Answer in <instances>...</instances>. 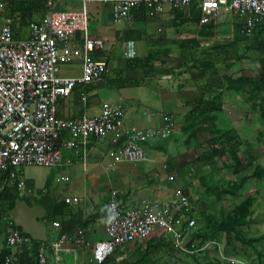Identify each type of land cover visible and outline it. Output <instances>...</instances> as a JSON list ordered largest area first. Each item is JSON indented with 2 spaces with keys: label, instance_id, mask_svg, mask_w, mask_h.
Segmentation results:
<instances>
[{
  "label": "crops",
  "instance_id": "obj_1",
  "mask_svg": "<svg viewBox=\"0 0 264 264\" xmlns=\"http://www.w3.org/2000/svg\"><path fill=\"white\" fill-rule=\"evenodd\" d=\"M9 2L5 0L3 6V14L7 17ZM54 2L58 10L82 9L77 0ZM85 8L89 15L90 35L104 43L103 48L92 51L90 56L93 60H104L107 70L93 83H77L67 97H60L55 107L57 118L95 117L103 103H120L126 111L125 129H159L169 117L172 131L166 138H152L144 143L147 155L144 161L111 162L106 153L118 149L124 140L123 133H111L103 139L90 138L78 151H64L62 164L48 169L50 172L44 179L35 181L33 177H24L21 169L28 187L40 193L38 197L26 198L34 203L46 197V206L51 213L48 220L45 219V209L41 207L44 209L42 221L47 233L55 235L64 226L70 232L62 235L72 238L80 228L89 244L106 238L103 221L112 191L127 207L158 201L172 203L182 196L188 201L183 211L196 220L195 228L203 226L204 229L205 223L218 220L211 217L210 202H216L219 208L229 206V201L223 200L225 189L222 191L229 170L220 171L216 167L220 162L218 159L227 160L233 175V161L228 154L221 158L213 157L208 162L202 159L211 152L214 129L234 131L239 138L252 134L253 124L261 126L264 122L252 117V101L247 94L250 89L245 85L244 91L237 92L227 82L260 75L255 52L245 51L240 58L235 52L240 44L235 37L244 19L232 12L221 11L211 26H202L199 17L192 15L191 7L184 12L167 5L153 17L144 13L142 18L136 16L129 21L116 20L111 3L90 2ZM46 11L42 6L32 15L30 22L39 23ZM12 30L16 38L29 37L28 25L14 23ZM128 41L133 42L132 58L125 54ZM58 50L68 51V58L59 64V75L80 78L81 34L76 33L60 42ZM200 101L201 106L197 105ZM197 107L213 111L209 112L207 119L194 114ZM62 136L68 137L66 133ZM53 170H56L55 182L60 183L56 188L49 178ZM61 177L67 180H61ZM212 182L215 185L213 190L210 189ZM242 186L236 192L239 202L233 201L232 207L243 200L242 191L247 186ZM216 188L218 193L222 191L220 198L215 194ZM54 222L58 223L57 228L53 227ZM246 230L250 232L247 237L243 235L244 238L258 235L253 231L254 227ZM192 232L184 241L191 239ZM72 241L70 239L62 246L59 263L53 261L49 251L47 264H86L90 248ZM174 247L169 237L156 230L146 241H135L115 250L116 253L112 254L114 261L109 262L108 259L107 264H138L144 254L148 255L149 264H158L155 259L160 255L172 257L176 254ZM207 248L201 247V250L214 249L212 246ZM5 250L8 248L0 220V253ZM218 251L224 256L221 249Z\"/></svg>",
  "mask_w": 264,
  "mask_h": 264
},
{
  "label": "built area",
  "instance_id": "obj_2",
  "mask_svg": "<svg viewBox=\"0 0 264 264\" xmlns=\"http://www.w3.org/2000/svg\"><path fill=\"white\" fill-rule=\"evenodd\" d=\"M80 10H58L54 0H47V11L42 20L30 22L29 37L13 35L12 19L4 16L5 0H0V172H8L6 181L15 183L20 196H40L28 187L20 170L23 167L53 169L62 164L63 152L78 151L90 138L103 139L108 134L123 133L124 140L116 150L106 153L113 163L138 162L147 159L144 143L152 138H166L172 131L169 117L159 129H125V107L120 103H103L95 117L83 115L76 119H60L55 107L60 97H67L77 83L90 84L101 78L106 70L104 60H93L90 53L101 49L104 43L89 32V15L85 5L90 2L111 3L116 20L132 21L144 8L153 17L165 6L179 11H189L196 1L200 8L199 24L213 23L221 11L232 12L244 19L245 35L250 36L255 23L264 17V0H77ZM80 33L82 36V74L80 78L59 75V64L68 58V51L58 50V44ZM126 56H134L133 42H127ZM67 134L65 138L62 135ZM66 181V177H61ZM76 201V198H72ZM70 202V199H66ZM114 206L118 215L109 219V207ZM188 201L179 196L172 203L152 202L143 206L127 207L112 191L104 217L105 239L89 244L83 229L75 236L60 235L50 243L52 259L61 260L62 246L72 242L90 248L86 264H103L118 248L138 240L147 239L156 230L169 237L182 249V243L195 228L196 221L183 211ZM177 213V214H176ZM5 244L10 249L4 264H12L16 254L39 244L38 264H47L48 256L40 240L23 234L14 225L9 213L1 216ZM57 228L58 223L54 222ZM234 264L235 261H230Z\"/></svg>",
  "mask_w": 264,
  "mask_h": 264
},
{
  "label": "rangeland",
  "instance_id": "obj_3",
  "mask_svg": "<svg viewBox=\"0 0 264 264\" xmlns=\"http://www.w3.org/2000/svg\"><path fill=\"white\" fill-rule=\"evenodd\" d=\"M235 38L238 43L240 42L239 47L236 49L235 52H237V55H242L245 51H247L246 47L247 44L251 43V39L240 37ZM246 87L252 89L251 85L247 84ZM254 95L264 99V88H261V91L256 90ZM252 117L254 120H262L255 110L252 111ZM253 126L255 127L251 128L252 134H247L245 135L246 137L244 135H241V137H239L241 144V152L245 151L246 144H248L250 145V149L253 154L252 158H249V155H247L246 153L241 157L240 162L242 166L238 168V173H240L232 175L231 168H228L227 160L224 161L223 158L218 159L220 160V162H217L216 164V167L220 171L229 170V175H227L228 177L225 178V183L223 187V189L226 190V194L224 193L225 199L223 200H228L229 206H227L226 209L224 207L219 208L220 205H215L216 202H210L209 205L210 211H212L211 213L213 214V216H211L213 217L212 219H226V216L230 215V213L235 207H232L231 203H233V201L239 202V198L237 197L238 194L236 193L239 192V189H241L239 187H241V185L247 186L245 191H242L243 195H241V197L243 198L242 201L247 199L251 200V205L249 207L250 214L247 217V222L243 226L234 227V229L231 230L232 232H229L231 243H228V238H225V234H221L220 241L217 240L216 244H211L212 242L209 241V235L211 234V230L210 228H208L207 223L204 224V226H206L204 229L203 226H199V228H194L191 239L189 241L187 239L186 241H183L181 246L182 249L173 244L176 247L174 248L177 249L175 250L176 254L172 257L159 254L160 257H157L155 259L158 264H231L230 261L232 260L235 261L234 264H264V122H261V126L258 123L253 124ZM233 168L234 167H232V173L234 172ZM55 171L56 170H53V172H51L49 178L50 180H52L51 184H53V186L56 188L58 185H60V183L55 182ZM48 172H50V170L41 167L22 168L23 176L33 177L35 181L44 179ZM0 186L2 187L1 183ZM228 193H230V197L227 196ZM259 218L262 219L259 220ZM252 219H255V222L253 224H251ZM200 227L202 228L200 229ZM250 227H254L253 231L256 232L258 235L254 238L243 239V236L241 235H246L247 237V233L250 232V230L244 231V229H250ZM239 232H241V235ZM233 234H237V236L239 237L241 236L240 240L233 241V239L236 238ZM249 239H251V241ZM144 240L146 241L147 239H143L142 241ZM138 241L140 242L141 240ZM207 246H212L214 247V249L211 251L206 250L209 249L207 248ZM201 247H206V249L201 250ZM219 249L222 250L224 256H221L219 254ZM209 251L211 252V255H209ZM202 253H204V256H202ZM111 261H114V255L109 258V262Z\"/></svg>",
  "mask_w": 264,
  "mask_h": 264
},
{
  "label": "trees",
  "instance_id": "obj_4",
  "mask_svg": "<svg viewBox=\"0 0 264 264\" xmlns=\"http://www.w3.org/2000/svg\"><path fill=\"white\" fill-rule=\"evenodd\" d=\"M47 0H38V1H23V0H10L9 2V17L12 19L11 28L14 25V23H18L20 26H25L30 23V20L32 18V15L39 10L42 6H46ZM193 9V10H192ZM191 10L193 11L192 15L195 18L200 17V8L198 6V2L194 1L191 4ZM144 8H141L140 13L137 15V18H142L144 16ZM237 16V15H236ZM239 17V16H238ZM242 18V17H241ZM211 26V24H210ZM237 32V37L240 38H246L251 39L250 44H247V51H252L256 53V58L259 66V72L260 75L257 78H246V77H240L236 80H228L229 87L235 89L237 92L244 91L245 85H251L252 89H250V92L247 94L250 95V99L252 101V107L253 110H255L260 118L264 120V99L261 97H257L255 94V91H261V88H264V17L260 20H258L255 23L254 28L252 29L253 32H251L250 36L245 35L244 32V22H242L239 26ZM13 31V30H12ZM15 37V36H14ZM238 58H240V55H237ZM254 89V90H253ZM197 105L201 106L202 102L200 101ZM216 108V107H215ZM211 110H200V108H196L194 114H197L199 116H205L206 118L209 117V112H212ZM208 119V118H207ZM214 139L211 143V152L209 154H206L202 159L203 161L208 162V160L212 159L213 157L221 158L224 155L228 154L232 161H233V174H237L239 171V167L242 166L240 160L241 157L246 153L249 155V158L253 157L251 147L250 145L246 144L245 151L241 152V144L240 140L234 131H221L214 129ZM201 159V160H202ZM240 173V172H239ZM238 173V174H239ZM8 176V172H0V183L2 184V187L0 186V220L1 216L4 213H9V211L14 206V202L18 199H22L27 202L30 206L40 205L45 209L46 215L45 219L48 220L50 218L51 213L48 209L46 198H41L38 201H35L32 203L28 198L21 197L19 190L15 183H9L6 181V178ZM215 188L214 183L212 182L210 189L213 190ZM224 189H222L223 191ZM217 192V188L215 191V194L218 198H220L221 192ZM226 192V190H224ZM250 199L242 201L239 205L235 206L233 211L230 213V215L226 216V219H218L213 222H208V228L211 230V234L209 235V241H217L221 239V234H225V238H228V243H231V238L229 236V232L234 229V227H240L243 226L246 223V217L250 214L249 207L251 205ZM54 212V211H53ZM52 214L54 215L55 213ZM19 229V228H18ZM21 232V230L19 229ZM70 232V229H65L64 226H61V229L55 234L52 235L50 232H48V241L42 242L47 254L49 255L50 249V243L55 240L57 237H59L62 234ZM207 232V231H206ZM232 232V231H231ZM241 235V232H239ZM236 238L235 240H240V237L237 236V234H233ZM244 239V237H243ZM247 239V238H246ZM251 241V239H249ZM39 244H35L31 248H23L21 249L15 257V260L12 262V264H38L37 256L39 251ZM10 254V250H5L4 252L0 253V264H4V260L6 256ZM108 260L104 262L103 264H107ZM138 264H149L148 261V255L144 254L141 256L140 260L137 262Z\"/></svg>",
  "mask_w": 264,
  "mask_h": 264
},
{
  "label": "water",
  "instance_id": "obj_5",
  "mask_svg": "<svg viewBox=\"0 0 264 264\" xmlns=\"http://www.w3.org/2000/svg\"><path fill=\"white\" fill-rule=\"evenodd\" d=\"M9 215L21 233L42 242L48 241L47 228L42 221L44 209L41 206H30L26 201L18 199L14 202Z\"/></svg>",
  "mask_w": 264,
  "mask_h": 264
},
{
  "label": "clouds",
  "instance_id": "obj_6",
  "mask_svg": "<svg viewBox=\"0 0 264 264\" xmlns=\"http://www.w3.org/2000/svg\"><path fill=\"white\" fill-rule=\"evenodd\" d=\"M108 211H109V219H115L116 215H118L114 206L109 207Z\"/></svg>",
  "mask_w": 264,
  "mask_h": 264
}]
</instances>
